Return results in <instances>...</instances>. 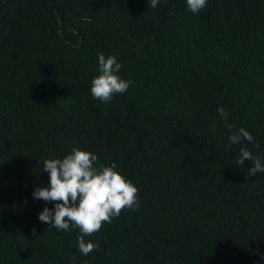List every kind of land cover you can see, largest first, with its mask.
Here are the masks:
<instances>
[{
	"label": "trees",
	"instance_id": "1",
	"mask_svg": "<svg viewBox=\"0 0 264 264\" xmlns=\"http://www.w3.org/2000/svg\"><path fill=\"white\" fill-rule=\"evenodd\" d=\"M148 4L0 0V264H264V173L235 164L241 147L264 156V0ZM98 53L134 81L109 102L90 91ZM73 147L139 189L88 256L32 195Z\"/></svg>",
	"mask_w": 264,
	"mask_h": 264
},
{
	"label": "clouds",
	"instance_id": "2",
	"mask_svg": "<svg viewBox=\"0 0 264 264\" xmlns=\"http://www.w3.org/2000/svg\"><path fill=\"white\" fill-rule=\"evenodd\" d=\"M159 3L160 0H149L148 7L156 8ZM187 6L192 13H199L207 6V0H187ZM97 56L99 75L91 81V95L109 102L115 95L126 92L134 81L122 79L118 75L122 65L115 56L106 58L103 53ZM218 113L224 121L228 120L229 113L225 108L219 107ZM226 127L230 132L228 139L231 144H240L243 139L256 148L260 147L243 127L236 129L235 125L227 123ZM245 159L253 161L249 175L264 173V156L254 155L246 147H241L235 164L243 165ZM43 167L49 183L36 187L32 195L35 199L54 202V208L45 206L38 218L58 230L68 231L70 226L78 228L81 233L78 248L84 256L100 247L98 243L86 241L85 236L99 232L104 223H111L112 218L119 217L125 209H139V189L117 171L115 162L106 166L90 151L73 147L63 158L45 160Z\"/></svg>",
	"mask_w": 264,
	"mask_h": 264
}]
</instances>
